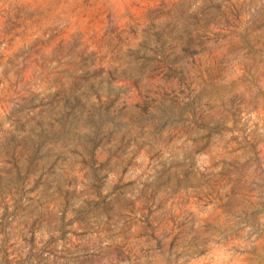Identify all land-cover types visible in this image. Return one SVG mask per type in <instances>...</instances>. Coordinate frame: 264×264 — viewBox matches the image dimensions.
<instances>
[{
    "label": "rangeland",
    "instance_id": "374dc122",
    "mask_svg": "<svg viewBox=\"0 0 264 264\" xmlns=\"http://www.w3.org/2000/svg\"><path fill=\"white\" fill-rule=\"evenodd\" d=\"M0 264H264V0H0Z\"/></svg>",
    "mask_w": 264,
    "mask_h": 264
},
{
    "label": "water",
    "instance_id": "95a60500",
    "mask_svg": "<svg viewBox=\"0 0 264 264\" xmlns=\"http://www.w3.org/2000/svg\"><path fill=\"white\" fill-rule=\"evenodd\" d=\"M199 163H200V159L198 157H195V159L193 160V165L197 167Z\"/></svg>",
    "mask_w": 264,
    "mask_h": 264
}]
</instances>
